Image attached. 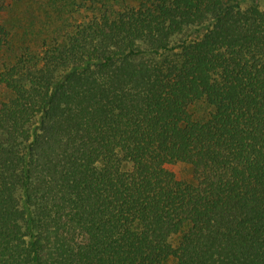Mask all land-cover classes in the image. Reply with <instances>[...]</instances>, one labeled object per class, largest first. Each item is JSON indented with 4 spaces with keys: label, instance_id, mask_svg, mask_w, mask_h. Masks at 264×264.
<instances>
[{
    "label": "trees",
    "instance_id": "16d2710c",
    "mask_svg": "<svg viewBox=\"0 0 264 264\" xmlns=\"http://www.w3.org/2000/svg\"><path fill=\"white\" fill-rule=\"evenodd\" d=\"M241 1L0 0V264H264Z\"/></svg>",
    "mask_w": 264,
    "mask_h": 264
},
{
    "label": "rangeland",
    "instance_id": "374dc122",
    "mask_svg": "<svg viewBox=\"0 0 264 264\" xmlns=\"http://www.w3.org/2000/svg\"><path fill=\"white\" fill-rule=\"evenodd\" d=\"M240 3L242 7H247L252 4H256L259 5L261 8H264V0H242ZM166 167L168 170L172 171L180 178H185L189 173V169L181 164L167 165Z\"/></svg>",
    "mask_w": 264,
    "mask_h": 264
}]
</instances>
